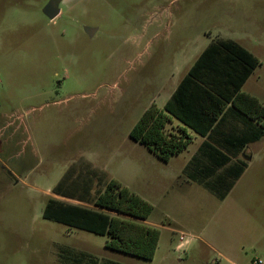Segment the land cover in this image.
<instances>
[{"label": "rangeland", "instance_id": "1", "mask_svg": "<svg viewBox=\"0 0 264 264\" xmlns=\"http://www.w3.org/2000/svg\"><path fill=\"white\" fill-rule=\"evenodd\" d=\"M51 1L0 0V264H264V138L222 200L183 182L197 140L166 165L130 136L212 40L259 58L243 91L264 104V0H58L54 20ZM87 169L153 206L152 260L43 217L52 197L80 204L52 191Z\"/></svg>", "mask_w": 264, "mask_h": 264}, {"label": "trees", "instance_id": "2", "mask_svg": "<svg viewBox=\"0 0 264 264\" xmlns=\"http://www.w3.org/2000/svg\"><path fill=\"white\" fill-rule=\"evenodd\" d=\"M261 62L250 50L230 39L212 42L184 77L172 99L163 107L151 105L131 131V138L145 145L163 162L185 151L192 142L188 133L207 137L201 146L204 174L197 178L218 198L225 199L248 167L245 161H233L252 142L264 138V104L242 91ZM235 112L250 126L230 145L212 144L213 132L225 122L226 112ZM173 119L182 126L168 130ZM210 149V152L206 150ZM233 149L235 152H233ZM220 157H223L221 159ZM69 170L53 188L57 198L49 199L43 217L48 220L101 236H108L106 247L133 257L152 260L161 232L146 223L153 206L121 182H105L103 174L92 169L75 176ZM103 190L96 185H103ZM74 262L83 264L88 255L73 253ZM88 264H96L90 258ZM103 264H123L107 260Z\"/></svg>", "mask_w": 264, "mask_h": 264}, {"label": "crops", "instance_id": "3", "mask_svg": "<svg viewBox=\"0 0 264 264\" xmlns=\"http://www.w3.org/2000/svg\"><path fill=\"white\" fill-rule=\"evenodd\" d=\"M227 39V38H225ZM220 40V39H218ZM232 40V39H230ZM216 40H212L208 45L207 47ZM235 41V40H234ZM237 42V41H236ZM239 43V42H238ZM243 46V45H242ZM206 47V48H207ZM205 48V49H206ZM246 48V47H245ZM203 49L199 54H198V57L197 59L199 58V56L203 53V51L205 50ZM249 50V49H248ZM196 59V60H197ZM195 60V62H196ZM194 62V63H195ZM193 63V65H194ZM192 65V66H193ZM192 66L190 67V69L192 68ZM189 69V70H190ZM189 70L184 74V76L179 79V81L177 83H175L173 86H172V89L169 90V94H166L165 97H164V103H163V106L162 108L168 103V101H170L174 95V93L176 92L177 88L179 87L180 83L182 82V80L184 79V77L188 74ZM256 71V70H255ZM255 73V72H254ZM254 73L249 77V79L246 81V83L244 84V86L242 87V91L243 89L246 87L248 81L250 80V78L254 75ZM244 92V91H243ZM246 93V92H245ZM249 94V93H247ZM251 95V94H249ZM253 96V95H252ZM256 97V96H254ZM260 101V100H259ZM261 102V101H260ZM226 117H225V122L223 123L222 126H219L218 128L215 129V131L213 132V135H212V140H210V142L212 144H222V145H230L231 141H233L235 138L237 137H242L243 134L250 128V126L244 124L243 122H241L237 116V114L235 112H229L227 111L226 112ZM180 127L182 126V124L176 120V119H173V122L172 124H170L167 128L169 131H172L174 128L176 127ZM188 133L190 134V136H192V142L190 143V145H192L194 143L195 140L198 141L199 143V146L197 148L196 151H194L192 153V156L190 157L188 163L185 165V167L183 168L182 170V173H186L187 172V179L184 180V184L185 185H188V186H191V185H194L195 184H198L200 185L201 187H203L204 189H206V187L200 183L199 181H197V178L200 177L201 175L204 174V163L207 158L202 156V152H201V146L204 142L208 141V138L207 137H203L199 134H196L194 131H192L191 129L188 130ZM259 142V141H258ZM254 143H257V142H252V143H249L244 149L243 151H241L239 153V155L237 157H233L232 160L233 161H245L248 165V167L246 168L245 172L247 171V169L249 168L250 166V162L252 160V152L249 150V146L254 144ZM189 145V147H190ZM188 147V148H189ZM188 148L185 150L187 151ZM233 152H235L233 149H231ZM185 151H183L182 153H184ZM207 152H210L211 150L210 149H207L206 150ZM182 153L178 154V155H175V156H172L170 158V160L168 162H163L162 160H160V162L162 163H165L166 165L170 164L172 159L174 158H177L179 157ZM247 153L249 154L250 153V156H248L246 158V155ZM221 159H223V157H220ZM245 172L243 173V175L240 177V179L236 182V184L242 179V177L244 176ZM235 184V185H236ZM167 218H168V215H166ZM146 223H148L146 221ZM149 224V223H148ZM151 225V224H149ZM153 226V225H152Z\"/></svg>", "mask_w": 264, "mask_h": 264}, {"label": "water", "instance_id": "4", "mask_svg": "<svg viewBox=\"0 0 264 264\" xmlns=\"http://www.w3.org/2000/svg\"><path fill=\"white\" fill-rule=\"evenodd\" d=\"M46 15L54 20L60 15V9L58 8V0H52L45 8Z\"/></svg>", "mask_w": 264, "mask_h": 264}, {"label": "built area", "instance_id": "5", "mask_svg": "<svg viewBox=\"0 0 264 264\" xmlns=\"http://www.w3.org/2000/svg\"><path fill=\"white\" fill-rule=\"evenodd\" d=\"M184 239H185V236L184 235H181V237H180V240L181 241H184ZM263 262L261 261V260H256L255 261V264H262Z\"/></svg>", "mask_w": 264, "mask_h": 264}]
</instances>
